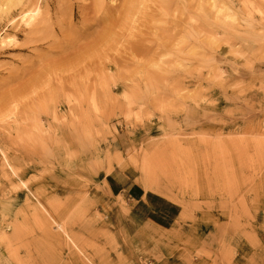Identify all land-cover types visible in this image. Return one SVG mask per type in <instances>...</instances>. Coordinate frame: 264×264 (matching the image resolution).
Segmentation results:
<instances>
[{
	"label": "rangeland",
	"instance_id": "obj_1",
	"mask_svg": "<svg viewBox=\"0 0 264 264\" xmlns=\"http://www.w3.org/2000/svg\"><path fill=\"white\" fill-rule=\"evenodd\" d=\"M158 4L0 0V264H264V0Z\"/></svg>",
	"mask_w": 264,
	"mask_h": 264
},
{
	"label": "crops",
	"instance_id": "obj_2",
	"mask_svg": "<svg viewBox=\"0 0 264 264\" xmlns=\"http://www.w3.org/2000/svg\"><path fill=\"white\" fill-rule=\"evenodd\" d=\"M114 180L117 181L116 178L113 177ZM117 183L119 184V191L118 192H114L110 186V189L113 193V195L116 197L117 195L123 196L125 197L126 200H128L129 202H133L132 203V209L136 210V208H139V212L140 213H145L146 210H151L152 213H154L156 208H167L168 210H170L169 208L172 207V205L169 203H165L164 200L162 199V202L160 200V202H157L158 196H155L153 194H149V192H145L144 188L138 184V183H131L128 185H122L121 183H119V181H117ZM145 200V201H144ZM146 204V206H144ZM143 205V206H142ZM140 206V207H139ZM166 224V222H163Z\"/></svg>",
	"mask_w": 264,
	"mask_h": 264
},
{
	"label": "bare ground",
	"instance_id": "obj_3",
	"mask_svg": "<svg viewBox=\"0 0 264 264\" xmlns=\"http://www.w3.org/2000/svg\"><path fill=\"white\" fill-rule=\"evenodd\" d=\"M154 1H156V2H159V4L161 5V7L164 9H167L168 10V8L170 7V8H172L174 5L173 4H175L176 3V6H178L177 4L180 2H182V0H154ZM189 1V0H188ZM186 3H188V2H186ZM158 4V5H159ZM189 4V3H188ZM187 4V5H188ZM184 7H186V6H184ZM162 8H160V9H162ZM179 8V7H178ZM190 8V7H189ZM187 9V8H186ZM176 10V9H175ZM164 12H167V11H164ZM169 12V11H168ZM183 12V11H182ZM167 14V13H166ZM182 15V14H181ZM169 16V15H168ZM167 16V17H168ZM161 19V18H160ZM163 19V18H162ZM168 19V18H167ZM105 20V19H104ZM209 21V20H208ZM213 22V21H212ZM159 23V22H158ZM167 23H168V21H167ZM213 24V23H212ZM164 25V24H163ZM194 25H196V24H193V26ZM191 26V25H190ZM202 26V25H201ZM192 27V26H191ZM196 27V26H195ZM195 27H192V28H195ZM207 27V26H206ZM205 27V28H206ZM210 27V26H209ZM189 28V27H188ZM191 28V29H192ZM197 29H198V27H196ZM200 28V27H199ZM203 28H204V24H203ZM163 30V29H162ZM179 30V29H178ZM204 30V29H203ZM208 30H209V28H208ZM191 31V30H190ZM192 31H194L193 33H192V35H195V33L197 32L196 31V29L195 30H192ZM204 31H206V30H204ZM202 32V31H201ZM164 35V34H163ZM153 36V35H152ZM144 38V37H143ZM172 38V37H171ZM102 39V38H101ZM168 39V38H167ZM198 39V38H197ZM212 39V38H211ZM171 40V39H170ZM169 40V41H170ZM196 40V39H195ZM203 43V42H202ZM206 43L208 44V42H207V40H206ZM211 43H212V41H211ZM211 43H209V46H211ZM140 45V44H139ZM143 45V44H142ZM190 46V45H189ZM197 46H199V45H197ZM134 49V48H133ZM205 49V48H204ZM211 49V48H210ZM13 112V111H12Z\"/></svg>",
	"mask_w": 264,
	"mask_h": 264
}]
</instances>
